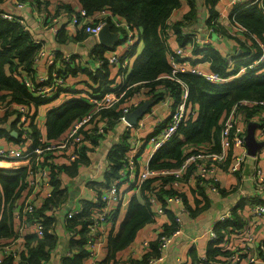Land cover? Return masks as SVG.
Instances as JSON below:
<instances>
[{
  "label": "trees",
  "instance_id": "trees-1",
  "mask_svg": "<svg viewBox=\"0 0 264 264\" xmlns=\"http://www.w3.org/2000/svg\"><path fill=\"white\" fill-rule=\"evenodd\" d=\"M5 1L0 0V3H4ZM25 1L28 0H16L19 4H23ZM189 1L191 3L194 2L193 0ZM216 1L208 0L211 14L208 24L217 28L218 23L214 22L218 15L214 8ZM32 2L42 7L43 2L41 0H32ZM78 2L81 5L80 9L74 8L71 3L66 5L71 14L77 13L79 15L83 9L88 16L94 19L99 12L109 11V13L114 14L120 20L121 18L126 19L131 27H136L140 31V37L143 42V50L137 55L131 71L127 72V74L125 73L126 83L125 85H121L119 89L118 86H113L114 80L110 78L109 58L104 53L106 50L112 48L106 44L96 45L93 48V54L104 60V66L101 69L97 68L95 71H92L86 67L80 68L98 85L91 87L93 93H95L92 94L91 92L93 96L101 98L109 92H125L124 96L113 107L101 111L105 115L103 117L107 116L109 118L110 124H113L115 119H119L120 110L124 102L142 87L146 88L148 100H152V102H158L162 99L164 88H168L169 92L175 97L178 98L180 96V84L170 81L166 77L162 79V77L170 74L172 71L169 60V54L172 52L169 45L171 27L177 34V40L181 46H185L192 40L191 35L189 37V35L183 34V27L190 25L196 18L194 4L192 5V10L186 14L185 20L169 25L168 21L171 15L182 5L181 0H78ZM1 12L3 11L0 10ZM234 12L235 22L242 25L248 33L253 34L256 38L258 37L264 43L263 11L254 4L246 7L239 6L233 10L232 14ZM12 15V19H7L0 14V101L7 104L29 105L34 109V117L38 113L39 107L49 103L56 95L50 98L40 97L36 93L31 92L23 82L22 75L24 73L34 74L36 72L34 70L35 58L41 49V44L35 41L33 32L28 29L25 23H22L24 20L17 15ZM94 21L97 23L100 21L106 22L112 31H125L122 27L116 26L111 17H97ZM77 26V32L79 33L74 37L81 40L88 35L86 25ZM64 30L65 28H62L59 31L57 42H64L66 40L67 37ZM224 33H226V30H224ZM248 33H246L247 38L251 39L253 46L243 43L244 50L241 54H237L236 58L238 60L235 62L233 70L228 69L227 57L211 44L205 47L195 45L193 46V53H203L204 59L210 62L211 69L222 76L235 74L242 65L252 64L263 52L258 42L254 38H251ZM54 51L56 56L64 53ZM136 51L137 47L135 45L131 48L130 52L135 55ZM62 57V55L61 57L58 56V58ZM176 59L179 61L185 60L180 57H176ZM74 64L75 62L68 66V69L71 70L70 75H76L78 72L79 67L78 65L74 66ZM178 77L186 82L190 100L195 103L197 113L186 123L181 124L176 135L155 152L150 160V166L153 169L161 170L179 167L188 151L200 145H207L215 151L221 150V129L223 122L235 105L239 106L238 109L246 110L249 117L260 110H264V104L257 103L250 105L240 103L243 100L264 102V62L257 63L253 67H248L245 72L239 74L236 78L223 83L211 82L204 76L191 72L178 73ZM90 108L91 104L88 100L81 97H72L60 106L50 109L45 123L47 127V139L50 141L59 139L68 130L71 122L83 115ZM12 111L14 112V110ZM12 113L6 112L3 116H0V123L3 124L7 121V116ZM7 126L0 127V137H6L9 140L19 142L20 137L13 136L10 133L11 131L7 130ZM164 126V124L157 126L153 134L158 133ZM31 128L35 144H38L41 131L33 123L31 124ZM128 137H130L129 132L124 136V142L114 146L109 152L111 169L107 172V181H111L117 175L122 165L121 159L129 149ZM26 169L25 167L17 169L0 168V185L7 202L11 201L23 188V181L27 174ZM53 170L54 172L52 171L51 173V183L55 186L54 191H52L54 194L37 210L35 216L42 215L46 209L56 205L59 194L62 193L60 179L56 176L57 171L55 168ZM171 179L172 176H156L147 180L142 188V193L146 199L145 203H141L137 196L132 197L129 202L128 212L121 223L119 233L116 236L110 237L109 255L106 261L103 260V263L107 264V262L114 260L117 252L126 248L134 240L137 231L146 223L153 221L151 203L148 200V190H154L158 197L162 199V189H157L156 184L159 182H169ZM15 191H17L16 195L14 194ZM198 193L204 200L203 206L200 208L205 209L208 205L207 195L204 188L200 185ZM200 201L197 200V203ZM7 202H4V204ZM94 206L95 203H89L85 205L81 214L68 218L67 225L69 228L80 224H82V228L79 231V239H71V244L79 252L73 256L65 255L63 257V264H84V261L88 258V251L85 249L87 222H83L81 217L88 216ZM236 210H234L232 220L229 219L224 224L216 226V230L220 236H223V229L225 230L227 227L241 226L240 215ZM8 213L10 212L8 211ZM51 221L52 219L48 217L44 219L46 230ZM175 225V220L172 219L171 224L166 225V232H171L175 228ZM46 230L42 237H38L34 233L26 235L28 255H25V251H23L19 264H45L49 260L50 251L48 247H53L56 239L52 235L47 234ZM11 233L12 227L9 224L8 217L4 215L0 219V239L5 240L9 238ZM31 241H37V245L31 247ZM149 245V250L144 253L142 259H134L132 264H145L147 258L159 254L158 240H154ZM227 255L228 251L223 250L221 247H216L214 246V242H210L206 259L200 260L192 256L194 264H222L227 260L221 257H228ZM4 258H6L4 264H14L15 260L12 256L6 257L5 255Z\"/></svg>",
  "mask_w": 264,
  "mask_h": 264
},
{
  "label": "crops",
  "instance_id": "crops-1",
  "mask_svg": "<svg viewBox=\"0 0 264 264\" xmlns=\"http://www.w3.org/2000/svg\"><path fill=\"white\" fill-rule=\"evenodd\" d=\"M41 1L43 2L42 7L37 6L36 3L32 2V0L25 1L23 4L17 3L16 0H6L4 3H0V10L10 12L11 14L21 17L28 29L33 32L35 39L40 40L44 45V48L47 50H56L58 53L64 52L61 54L62 56H64V54H73L75 63L79 67L76 75L72 74L68 77V86L66 90H64L61 94H58L49 103L40 106L38 113L33 117V120L37 122L40 128L36 125L35 126L40 129L41 134L45 137V139H47V127L45 123L47 113L50 109L60 106L69 98L81 97L88 100L92 94H95L93 93L91 87L98 86L97 83L91 80L90 77L80 68L86 67L95 71L97 68L101 69L104 65L97 66V61L100 60V58L93 54V48L96 47V45L103 44L100 42L99 36L87 35L81 40L75 39L74 37L79 33L77 32L78 26L74 25L70 21V16L72 14L69 12L66 5L71 3L74 8L80 9L81 5L78 0ZM193 1V3L190 1L182 2V5L173 12L168 23L169 25H172L178 21L185 20L186 14L192 10V5L194 4L196 9V18L190 25L183 27V34L189 35V37L190 35L193 36L195 34L203 36L207 32L209 26H211L208 24V20L211 18L210 4L208 0ZM214 8L216 9L218 15H222L219 20L224 23L222 22V24H220L219 31H221V34H213L212 39H214V41L211 45L219 50L225 57H227L228 54L234 50H238L241 54L243 52V46L241 45L243 42L240 41L239 35L246 34L240 32L234 23L229 19L230 9L226 6L225 0H217ZM105 12L109 13V11ZM104 15L105 14L102 12H99L95 17H102ZM111 20L115 24L116 22H121L122 25L120 27H122L125 31L110 30L112 33L116 34V38L109 44L105 43L112 49L106 50L104 54L108 58L114 53L121 56L126 53L129 55L128 66L123 67L109 63L110 78L114 80L113 86L116 87L118 83H122L124 81V77H126L127 72L131 71L137 55H139L143 50V42L140 37V31L136 27H131L126 19L121 18L120 20L117 17H111ZM62 28H65L64 33L67 38L64 42H57L58 31ZM56 29L58 31H56ZM171 30L169 45L172 51H175L178 47H181V45L179 44L177 34L172 27ZM224 30H226V33H224ZM130 32L134 33L132 38L128 37ZM135 45L137 47V51L136 54L133 55L130 50ZM61 55L58 56L61 57ZM187 57L189 59L187 58L186 60L191 64V66H198L204 70H212L210 62L202 59L200 55L190 53L187 54ZM34 70L39 76L47 74L48 68L45 61H37L35 63ZM165 77L166 75L163 76L162 79ZM146 93V88L142 87L133 96H130L122 106L123 108L127 104L130 105L133 102L142 100L140 107L143 106L144 112H142V114L134 121L129 119L130 122H134L135 127L128 128L124 123L118 122V120L115 119L113 124L109 123L108 133L101 140H99V136L93 134V132H84L85 148L83 149V154L79 160L74 161L73 163H66V154H64L63 150H59L55 153V162L59 164L58 162L62 161V164L59 167H55L58 168L56 176L60 179V189L62 190V193L59 194L56 205L46 209L43 213L44 215L40 214L43 220L46 217L52 219L46 233L52 235L56 239V243L53 247H48L50 255L49 260L46 261L45 264H63V257L65 255L73 256L79 252V250L75 249L76 247L71 244L72 237L68 233L70 228L67 225L69 218L68 213L73 209H84L85 205L89 203H95L98 196V190L105 184V182H107V169L110 162V160H108L109 152L114 146L124 142V136L127 132H129L130 135V130H132L135 137L140 139L141 148L137 154L139 159L146 160L148 158L150 154V145L146 142L144 143V140L153 130L158 119L167 118L170 110L163 103V101L149 104L147 102L148 99ZM165 94L166 92L164 91L162 99H164ZM122 108L120 112L122 111ZM31 109H33V107H31ZM101 115L105 116L102 113ZM236 117L238 119L239 126L246 132V134L248 135L250 129L253 128L252 131L256 141L261 142L258 141V136L260 122H264V110H260L249 117L246 110L238 109ZM66 133L67 130L60 136L59 139L56 141L53 140L52 142L62 141L65 138ZM7 139H5V137L4 139L2 138L0 145L7 146L10 143ZM129 139L130 138L128 137V142ZM47 140L50 141L49 139ZM236 151L238 152L237 154L242 153V149H237ZM244 160L243 169L238 173H232L229 167L233 161L229 158L228 162L224 165V170L221 174L220 193H213L207 187H203L208 200V205L205 209L200 208L203 206L204 200L198 193V188L195 184L191 182V184H187L185 186L183 197L184 205L188 211L182 214V232L164 250L163 258L157 264H178L179 260L185 264H194L193 256L200 260L206 259L207 249L210 244L207 230L212 225V221L218 217L220 213L228 209H237V211L243 210L242 213H240L241 226L246 233V238L250 237V235L253 237V240H249L251 241L250 245L257 243L258 241L264 246V223H258L250 215L253 203L264 201V189L259 188L256 184V168H264V146L262 145V147L259 148L255 154H250L248 150V156L245 157ZM18 161L20 162L18 168H27L30 165L29 160ZM3 162L4 161H0V168H4ZM25 178L23 181V188L18 194L17 191L14 192V194L17 195L14 196L13 199H15V203L17 205H21L30 194V191L26 187ZM50 187V190L54 191L55 186L52 183ZM125 187L124 192H121L123 200L117 208L115 219L105 224L103 228L104 243L100 248V257L105 261L109 255L110 237L116 236L119 233L121 223L128 212L129 202L132 197L137 196L141 203H145L146 201L142 190H139L136 186L129 183L126 184ZM131 190H134L133 194L131 193ZM197 200L201 201L197 203ZM4 202H7V199L5 198L4 191L0 185V219L6 215L8 217L9 224L12 227L11 236L5 240L0 239V245L9 243L16 236L22 235L18 239V242L22 243V251H27L26 234L19 231L18 220L14 218L11 213H8L7 211L5 212L3 207V205H5ZM180 209V205H169L167 211L160 215H156L152 210L153 221L142 226L137 231L134 240L126 248L119 250L115 259L107 262V264H132L134 259H142L144 253L149 250V244L158 239L159 234L166 229V225L171 224L172 219L175 220V213L177 214ZM168 210L170 211L168 212ZM79 237L80 236H77L76 239H79ZM146 242L149 246L147 245L145 249L144 244ZM36 245L37 241L30 242L31 247ZM221 258H226V256ZM89 262L90 260L87 259L84 261V263L87 264ZM14 264H19V261H14ZM240 264H247V261L243 260ZM256 264H264V262L259 260Z\"/></svg>",
  "mask_w": 264,
  "mask_h": 264
},
{
  "label": "built area",
  "instance_id": "built-area-1",
  "mask_svg": "<svg viewBox=\"0 0 264 264\" xmlns=\"http://www.w3.org/2000/svg\"><path fill=\"white\" fill-rule=\"evenodd\" d=\"M181 1L188 2L189 0ZM225 3L228 9H230L229 19L240 32L244 31L245 28L235 22V12L232 14L235 8L242 5L256 4L264 13V0H225ZM102 13L105 14L106 12L102 11ZM0 14L7 19H12L13 17L11 13L5 11ZM221 16L222 15L220 14L217 15L214 20V22L218 23L217 28L213 25L209 26L210 32L207 36L201 37L200 35L195 34L187 45L178 47L175 51H172L169 54L172 71L170 74L166 75V78L170 81L178 82L181 86V93L177 98L169 92L168 88H164V91L166 92L165 97L159 101H163L170 112L167 118L158 119L153 130L144 140V143L146 142L150 145V154L148 158L146 160H140L137 156L141 148L140 139L135 137L133 131L130 130L129 149L121 159L122 165L119 168L117 175L114 176L111 181L108 180L105 182V184L98 190L95 206L90 214L81 217L83 222H87L85 231V249L88 251L87 260H90L88 264H103V260L100 257V248L104 243L103 228L105 224L115 219L117 208L123 200L121 197V188L126 186V184H132L139 190H142L143 184L151 178L156 176H172V179L169 182H159L156 184L157 189H162V199L158 197L154 190H148V200L151 203L152 208H154L152 210L156 215L164 214L169 205L177 204L181 206L178 213H175V228L171 232H166V229H164L158 236L159 254L147 258V262L145 263L157 264L163 258L164 250L182 232V214L188 211L184 205L183 197L185 186L193 182L198 187L200 185L202 187H207L213 193H220L221 174L224 170L223 167L228 162L229 158L233 161L229 167L232 173H238L243 169L244 158L248 156L246 142L247 134L238 124L236 113L239 106L237 105L232 108L223 122L221 129V150L215 151L207 145H200L195 149H190L181 165L177 168L159 170L153 169L150 166V160L155 152L176 135L181 124L186 123L197 113L195 103L190 100L188 86L186 82L178 77V73L191 72L202 75L211 82L223 83L236 78L239 74L245 72L248 67H253L257 63L264 62V43H260L263 52L259 58L250 65L241 66L237 73L229 76H222L213 70H204L198 66H191L187 60L179 61L176 59V57L182 59L187 58V54L192 53L193 46L195 45L205 47L212 44L211 38H213V34H221V31H219V25L223 22L219 20ZM94 19L93 17L88 16L83 9L79 15L77 13L71 15V22L74 25H86V32L89 36H98L101 30L107 26L106 22L100 21L97 23ZM22 23L24 24V21ZM121 25V22H116V26L120 27ZM133 34V32H130L128 37L132 38ZM35 41L41 44V49L39 50L35 61L37 62L44 59L48 72L42 76H39L37 72L34 74L24 73L22 75L23 82L28 86L31 92H34L43 98H50L61 94L68 86L67 78L70 75L68 66L74 63L73 54H65L62 58H58L54 50H47L44 48V45L40 40ZM240 41L247 44L246 41L241 39ZM236 56L237 54L234 55L232 52L228 54L227 66L229 70H233L235 62L238 60ZM109 62L124 67L128 65L129 57L126 54L121 56L114 53L109 57ZM103 64L104 61L102 59L97 61V66H102ZM124 94L125 92L123 91L106 93L101 98H97L93 95L90 96L88 102L91 104V108L71 122L66 136L62 141H48L41 134L38 138V144H35V139L32 136L33 130L31 128L32 123L40 128L37 122L33 120L34 110L25 104H7L0 101V115L5 112H11L12 107L14 108L12 114H18L14 120L16 126L8 124V122L5 121L3 124L0 123V127L10 125L7 126V130L17 131L19 134L17 137H20L19 142L6 138L10 143L7 146L0 145V161H30V165L27 167L28 174L25 178L26 187L30 191L28 198L23 201L21 205H17L15 199L3 205L4 209L7 212L9 211L12 216L18 220V229L19 231H22L23 234L27 235L34 233L37 234L38 237H42L45 234L46 227L44 220L40 215L35 216V213L43 206L47 199L53 196V192L50 190L51 173L55 167H59L62 164V161H59V164L55 162V153L59 150H63L64 154H66V163H73L74 161L79 160L83 154V149L85 148L84 132H93V134L99 136V140L107 135L109 118L107 116L103 117L101 111L113 107L115 103L124 96ZM147 99H149L148 96ZM240 103L250 105L257 103L264 104L263 101L250 102L247 100H243ZM141 104L142 100L124 106L118 122L124 123L128 128L135 127L134 122H130L128 116L135 109L139 108ZM162 124L165 126L158 133L153 134L156 127ZM2 138L4 139V137H0V142ZM258 141H261L264 146V122H260ZM237 149H242V153L237 154ZM110 169L111 161L109 162L107 171H110ZM256 169V184L259 188L264 189V168ZM55 170L58 171V168H55ZM234 210L235 209H228L220 213L218 217L212 221V225L207 230L210 242H214V246L221 247L223 250L228 251V257L225 258L227 261L224 262V264H240L243 260H246L247 264H256L259 260L264 262L263 244H260L257 241V243L250 245L251 241L249 240H253V237L250 235V237L246 238V233L242 229V226H230L225 230L223 229V236H220L217 232V225L224 224L227 220L233 219ZM82 211V208L73 209L68 213V216L69 218L77 216L81 214ZM242 211L243 210H236L239 215H241L240 213H242ZM250 215L258 223H264V201L254 202L251 207ZM81 228L82 224L70 228L68 233L72 238H76L79 236ZM21 236L22 235H18L12 239L11 242L0 245V264L5 263V255L6 257L12 256L15 261L21 260V254L23 252L21 246L22 243L18 242V239ZM147 245L148 243L146 242L144 244L145 249ZM25 255H28L27 251H25ZM178 264L185 263L179 260Z\"/></svg>",
  "mask_w": 264,
  "mask_h": 264
},
{
  "label": "rangeland",
  "instance_id": "rangeland-1",
  "mask_svg": "<svg viewBox=\"0 0 264 264\" xmlns=\"http://www.w3.org/2000/svg\"><path fill=\"white\" fill-rule=\"evenodd\" d=\"M104 17H115L114 16V14H112V13H105V15H104ZM25 23V22H24ZM56 31H58L57 29H56ZM59 32V31H58ZM209 32H210V29L208 28L207 29V32L205 33V35H203V36H207L208 34H209ZM242 32H245V33H248L247 32V30L246 29H244V31H242ZM248 35L251 37V38H254L257 42H258V44L260 45V43H263L258 37V39L253 35V34H251V33H248ZM203 36H201V37H203ZM239 38L241 39V40H243V41H246L247 42V44L249 45V46H253V44H252V41H251V39H248L247 37H246V35H244V34H242V35H240L239 36ZM211 40H212V42L214 41V39H212L211 38ZM242 46H244V44H241ZM239 47V46H238ZM242 50H244V47L242 48ZM239 53V51L238 50H234V51H232V54H234V55H236V54H238ZM44 60V59H43ZM45 61V60H44ZM77 64L75 63L74 64V66H76ZM68 71H69V73H70V69H68ZM122 77H123V75H122ZM125 77H124V81L122 82V83H118L116 86H118V89H119V87L121 86V85H125ZM126 87H128V86H126ZM128 89V88H127ZM64 90H66V88L64 89ZM57 96V95H56ZM152 100H148L147 102H150L149 104H151L152 102H151ZM12 110H14V108L12 107ZM13 112V111H12ZM12 112H10V113H12ZM6 113V112H5ZM4 113V114H5ZM3 113L0 115V116H3L4 115ZM18 114H16V115H13V114H10L9 116H7V118H6V120H7V122H8V124H11V125H13V126H16V124L14 123V120H15V117L17 116ZM5 139H6V137H5ZM5 145V144H4ZM19 164H20V162L18 161V160H7V161H4L3 162V167L4 168H9V169H16V168H18V166H19ZM191 184V183H190ZM196 185V184H195ZM196 187L198 188V186L196 185ZM125 186H123L122 188H121V192H124V190H125ZM190 188H191V186H190ZM131 193L133 194L134 193V190H131Z\"/></svg>",
  "mask_w": 264,
  "mask_h": 264
},
{
  "label": "water",
  "instance_id": "water-1",
  "mask_svg": "<svg viewBox=\"0 0 264 264\" xmlns=\"http://www.w3.org/2000/svg\"><path fill=\"white\" fill-rule=\"evenodd\" d=\"M99 38H100V42L103 44H109L111 43L115 38H116V34L112 33L110 31V28L108 26H105L101 32L99 33ZM150 103V102H148ZM149 107V106H148ZM147 108V107H146ZM142 112H144V108L143 106H141L140 108H138L137 110H135L134 112H132V114H130L128 117L131 121H134L139 115L142 114ZM253 128L250 129L248 135L246 136V141H247V145H248V150L250 152V154H255L256 151L262 147L263 143L262 142H257L254 134H253ZM11 134L15 137H17L19 134L17 131H12Z\"/></svg>",
  "mask_w": 264,
  "mask_h": 264
},
{
  "label": "clouds",
  "instance_id": "clouds-1",
  "mask_svg": "<svg viewBox=\"0 0 264 264\" xmlns=\"http://www.w3.org/2000/svg\"><path fill=\"white\" fill-rule=\"evenodd\" d=\"M242 6H245V7H246V6H249V5H242ZM106 25L108 26V24H106ZM210 25H211V24H210ZM191 38H192V36H191ZM186 45H187V44H186ZM192 53H193V50H192ZM124 55H125V54H124ZM126 55L129 57L128 54H126ZM198 55H200L201 58L204 59V54H203V53H198ZM187 58H188V57H187ZM187 58H184V59L186 60ZM240 60H242V59H240ZM103 61H104V60H103ZM74 62H75V61H74ZM109 63H110V62H109ZM120 66H121V65H120ZM127 66H128V65H127ZM242 66H244V65H242ZM109 93H111V92H109ZM12 131H13V130H12ZM12 131H11V132H12ZM11 132H10V133H11Z\"/></svg>",
  "mask_w": 264,
  "mask_h": 264
},
{
  "label": "flooded vegetation",
  "instance_id": "flooded-vegetation-1",
  "mask_svg": "<svg viewBox=\"0 0 264 264\" xmlns=\"http://www.w3.org/2000/svg\"><path fill=\"white\" fill-rule=\"evenodd\" d=\"M58 57V56H57ZM74 58V57H73ZM75 61V60H74Z\"/></svg>",
  "mask_w": 264,
  "mask_h": 264
}]
</instances>
